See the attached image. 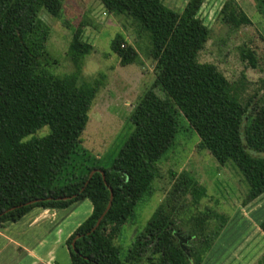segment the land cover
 Here are the masks:
<instances>
[{
  "label": "trees",
  "instance_id": "16d2710c",
  "mask_svg": "<svg viewBox=\"0 0 264 264\" xmlns=\"http://www.w3.org/2000/svg\"><path fill=\"white\" fill-rule=\"evenodd\" d=\"M63 1L0 0V222L18 219L34 205L64 207L88 198L90 213L65 240L71 264H201L227 216L210 207L180 216L186 205L179 196L189 192L198 203L206 195L205 186L187 173L125 252L114 238L138 200L152 191L156 161L174 144L182 114L200 136V147L240 168L248 182L243 203L262 194L264 90L242 98L214 62L199 60L211 34L198 13L203 0H187L181 11L163 0H100L110 12H129L149 31L155 76L131 111L133 130L111 165L91 162L81 134L104 74L93 82L81 78L82 58L92 49L81 26L67 50L74 69L62 75L48 69L57 59L47 48L50 25L40 13L58 16ZM220 18L233 29L251 21L237 0H224ZM111 49L122 65L138 61L137 48L121 34ZM242 56L255 65L252 49H242ZM43 125L48 133L23 139ZM110 188L111 205L92 229ZM31 199L37 200L27 203ZM259 226L264 232V218ZM175 230L190 236L187 250Z\"/></svg>",
  "mask_w": 264,
  "mask_h": 264
},
{
  "label": "rangeland",
  "instance_id": "374dc122",
  "mask_svg": "<svg viewBox=\"0 0 264 264\" xmlns=\"http://www.w3.org/2000/svg\"><path fill=\"white\" fill-rule=\"evenodd\" d=\"M186 1L163 0L178 11ZM237 1L251 21L233 29L220 20L224 0H203L198 13L210 26L211 34L199 52V60L214 62L241 97L246 98L264 90V0ZM40 15L50 25L47 48L57 59V63L48 65L51 72L62 75L74 69L67 50L75 28L81 26L82 38L92 44L82 58L81 78L93 82L100 73L104 76L89 109L81 144L89 150L91 162L110 166L133 130L131 111L155 76L154 60L149 54V31L142 29L139 19L129 12H110L100 0H64L58 16L45 10ZM117 34L137 48V62L120 64L111 49ZM247 47L253 51L254 66L249 57L242 56V49ZM179 120L174 144L156 161L158 173L152 180V191L138 200L114 243L125 252L175 181L187 173L205 186L206 195L198 203L192 201L189 192L179 196L178 201L186 205L180 216L188 218L207 207L227 216L201 264H264V232L259 226L264 218V192L243 203L248 182L240 168L232 160L220 163L209 149L199 146L200 136L183 114ZM48 132L49 126L43 125L23 139Z\"/></svg>",
  "mask_w": 264,
  "mask_h": 264
},
{
  "label": "crops",
  "instance_id": "0c3cea01",
  "mask_svg": "<svg viewBox=\"0 0 264 264\" xmlns=\"http://www.w3.org/2000/svg\"><path fill=\"white\" fill-rule=\"evenodd\" d=\"M91 209L81 198L64 207L34 205L0 222V264H71L65 240Z\"/></svg>",
  "mask_w": 264,
  "mask_h": 264
},
{
  "label": "water",
  "instance_id": "95a60500",
  "mask_svg": "<svg viewBox=\"0 0 264 264\" xmlns=\"http://www.w3.org/2000/svg\"><path fill=\"white\" fill-rule=\"evenodd\" d=\"M95 171V169H93L89 176H91V174ZM102 175L104 177V172L102 171ZM72 195H66V196H63V197H70ZM112 197H113V192H112V189L110 188V198H109V201H108V204L106 205L105 209L103 210V212L101 213V215L98 217V219L96 220L95 224L92 226V229H94L100 222L101 218L103 217V215L106 213L107 209L110 207L111 205V202H112ZM37 199H31L29 201H27V203L29 202H32V201H35ZM14 207V206H13ZM13 207H9L8 209L6 210H9ZM174 233L178 236L179 238V242H180V245L181 247L184 249V250H187V244L186 242L188 241L189 237L188 235H184L183 233H181L179 230H175ZM76 237L73 238L72 240V244H74V240H75Z\"/></svg>",
  "mask_w": 264,
  "mask_h": 264
}]
</instances>
